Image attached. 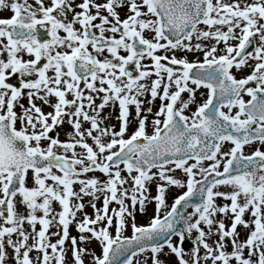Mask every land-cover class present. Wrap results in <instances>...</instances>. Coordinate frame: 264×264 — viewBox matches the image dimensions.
Returning <instances> with one entry per match:
<instances>
[{
	"label": "snow or ice",
	"instance_id": "snow-or-ice-1",
	"mask_svg": "<svg viewBox=\"0 0 264 264\" xmlns=\"http://www.w3.org/2000/svg\"><path fill=\"white\" fill-rule=\"evenodd\" d=\"M5 11L0 264H264V0H0ZM171 187L186 191L169 207Z\"/></svg>",
	"mask_w": 264,
	"mask_h": 264
},
{
	"label": "rangeland",
	"instance_id": "rangeland-1",
	"mask_svg": "<svg viewBox=\"0 0 264 264\" xmlns=\"http://www.w3.org/2000/svg\"><path fill=\"white\" fill-rule=\"evenodd\" d=\"M121 15V18H124V15H125V12L122 11L120 13ZM221 46L223 47V45L221 44ZM178 55H182V54H178ZM187 59L191 62V61H196V60H199L202 62L203 60V56L202 54H187ZM150 61H145V63H149ZM131 68H134V66H129ZM194 87V86H193ZM208 92H206V89L201 87L200 89H198L195 93V102L193 104L190 105L189 109H187L185 111V115L191 117V114L196 111V108L198 105H202L208 98L207 96ZM184 95V98L187 99V93L183 94ZM25 104H26V101H24ZM160 104V101L157 100L155 101V107L153 108V111L155 112L158 108ZM44 111H51V109L45 107ZM108 113H111V120L109 121V123L111 125H114L116 127V130L119 129V121L116 119V116L118 115V109L116 111H113L111 108L107 110L106 114ZM152 119V116H149V120ZM136 123H135V120H134V113H133V123L130 125L129 127V135L131 134V132H133L136 128ZM57 131H59L61 134H60V139L61 140H64L66 139V136H65V132L66 131H70L68 125H64L63 128H60V129H57ZM148 132L149 134H151L152 132V128H151V125H149L148 127ZM46 143V142H45ZM227 147H229V145H225V148L227 149ZM255 147H259V145H254L253 147H246L245 148V154H251V152L254 150ZM264 150V149H262ZM89 175H96V176H101V174L99 173H95V174H89ZM175 175L178 177V178H181V179H186L184 177V174L182 172H180L179 170H177V172L175 173ZM102 178V177H101ZM199 178V177H198ZM79 186L77 185L76 186V190H78ZM223 191H227L228 189H221ZM150 191H151V194L152 196H155L156 195V190H155V183H153L152 185H150ZM184 191H186V188H176V187H171L169 188L168 192H167V204L169 205V207L171 206V204L174 202L175 198L178 197L179 195H181ZM85 202H87V198L85 200ZM218 203L220 204H223V203H226L225 201L223 200H218L217 201ZM101 203L102 201H98L97 202V206L100 207L101 206ZM227 203H230V202H227ZM111 207H116V205H112ZM54 208L56 209V211H60V207L58 204H54ZM19 210L21 212L24 211V208L23 206H19ZM86 211L89 215H93V210L91 209V207H87L86 208ZM189 211H191L189 209ZM155 215V202H152L150 204L147 205V208H146V211L144 213H140L138 210L136 212V215H135V223L138 225V226H147L149 221L153 218V216ZM227 223V221H226ZM39 227V226H38ZM52 231H56V229H52ZM71 231V235L72 236H77L78 233L76 232L75 228L72 227L70 229ZM113 232V235H115V230L113 229L112 230ZM132 235V230H131V226H127L125 231H124V236L125 237H131ZM243 239V235L241 237ZM55 240V237H53V241ZM90 251H93L95 252V254L97 256H99L101 254V249L99 247V244L96 243V242H93L91 243L90 245H88ZM68 259L71 260V253L69 252V255H68ZM142 259V258H141ZM168 260L174 262L175 261V257L174 256H171V257H167ZM86 264H91V258L89 257L86 261Z\"/></svg>",
	"mask_w": 264,
	"mask_h": 264
},
{
	"label": "flooded vegetation",
	"instance_id": "flooded-vegetation-1",
	"mask_svg": "<svg viewBox=\"0 0 264 264\" xmlns=\"http://www.w3.org/2000/svg\"><path fill=\"white\" fill-rule=\"evenodd\" d=\"M0 16L8 17V16H10V13L9 12H6V11L5 12H0ZM43 31L44 30H41V34H43ZM220 47L223 48L221 45H220ZM232 71L237 76V78H241L242 76L247 75L250 70H247L246 69V70H244L242 72H239V73H237L235 69H233ZM15 82L16 81H13V83H15ZM206 92H208V89H206ZM207 96H208V94H207ZM244 99H245V101H247V100L250 99V97L245 96ZM222 110L223 111H227V109H222ZM235 111H236V109H233V114L235 113Z\"/></svg>",
	"mask_w": 264,
	"mask_h": 264
},
{
	"label": "water",
	"instance_id": "water-1",
	"mask_svg": "<svg viewBox=\"0 0 264 264\" xmlns=\"http://www.w3.org/2000/svg\"><path fill=\"white\" fill-rule=\"evenodd\" d=\"M131 70V69H130ZM195 71V70H194ZM229 251H230V248H229Z\"/></svg>",
	"mask_w": 264,
	"mask_h": 264
}]
</instances>
